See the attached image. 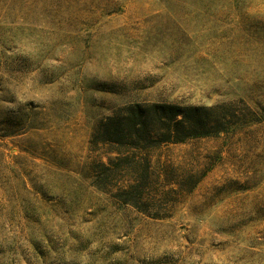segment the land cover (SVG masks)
<instances>
[{"label":"rangeland","instance_id":"obj_1","mask_svg":"<svg viewBox=\"0 0 264 264\" xmlns=\"http://www.w3.org/2000/svg\"><path fill=\"white\" fill-rule=\"evenodd\" d=\"M242 99L264 112V0H0V264H264V123L154 150L185 185L161 211L87 169L122 105Z\"/></svg>","mask_w":264,"mask_h":264},{"label":"trees","instance_id":"obj_2","mask_svg":"<svg viewBox=\"0 0 264 264\" xmlns=\"http://www.w3.org/2000/svg\"><path fill=\"white\" fill-rule=\"evenodd\" d=\"M263 123V110L243 99L212 105L131 102L95 126L90 145L96 154L87 169L93 186L111 193L121 204L144 213H149V209L161 211L175 205L177 199L171 197L185 192V185L155 172L154 150L169 144L192 146ZM199 181L191 182L186 192H192ZM159 185L163 187L161 191L156 189Z\"/></svg>","mask_w":264,"mask_h":264}]
</instances>
